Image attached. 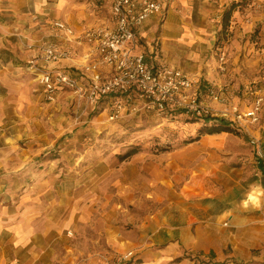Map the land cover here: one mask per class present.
Listing matches in <instances>:
<instances>
[{
  "label": "rangeland",
  "instance_id": "1",
  "mask_svg": "<svg viewBox=\"0 0 264 264\" xmlns=\"http://www.w3.org/2000/svg\"><path fill=\"white\" fill-rule=\"evenodd\" d=\"M58 1L46 0L42 8L29 11L38 23L36 29L29 24V30L16 35L20 49L30 54L21 62L29 74V98L19 106L17 116L18 131L29 133L26 141L18 136L17 145L29 143V161L17 171L26 179L7 185L17 194L29 188L33 204L29 264H135L136 252L123 249L124 245L136 241L144 224L170 211L177 201L190 203L191 194L206 198L215 209L258 210L264 204V189L255 207L245 199L255 185L264 188L260 171L264 108L256 125L240 123L229 113L225 116L224 109L234 105L244 109L249 102L243 98L244 88L264 76V46L243 47L245 36L252 39L263 29L264 1L199 0L191 17V0L188 7H173L174 0H166V8L150 25L151 36L138 39L137 46L142 44L140 51L151 64L179 69L194 80L198 106L228 125L227 131L215 134L206 131L217 122H204L198 118L203 115L180 98H172L163 109L153 105L152 98H137L131 91L135 98L110 94L92 103L64 90L48 100L29 61L40 56L44 43L64 46L69 59L63 62L73 66L66 69L77 72L88 86L82 73L87 57L82 56L80 63L73 45L89 43L84 36L91 30L77 33L65 21H80V28L94 24L102 28L110 20L113 0H64L59 7ZM231 5L235 7L224 28V13ZM170 11L177 15L174 21L180 22L183 33L176 52L172 40L162 36ZM55 22L64 23L72 34L57 30ZM191 33L205 41L198 39L191 46ZM237 36L232 54L224 47ZM199 44L200 50L195 47ZM191 56L216 79L191 74ZM209 90L220 98L213 99ZM131 149L137 153L122 160ZM3 200L10 205L8 197ZM230 251L229 245L226 253ZM252 251L261 254L260 248Z\"/></svg>",
  "mask_w": 264,
  "mask_h": 264
},
{
  "label": "crops",
  "instance_id": "2",
  "mask_svg": "<svg viewBox=\"0 0 264 264\" xmlns=\"http://www.w3.org/2000/svg\"><path fill=\"white\" fill-rule=\"evenodd\" d=\"M44 1L46 2V0H0V198L8 197V201H11L10 205L5 204L6 200L0 201V264H29V231H32L29 211L33 206L29 203V188L17 194L7 184L26 179L27 176L17 171L27 166L29 161V143H25V147L20 148L17 145L18 136L23 141L29 140L28 132L18 131L17 116L19 106L29 98V74L25 73L21 62L27 60L30 54L20 49L16 35L25 29L29 30V24L34 26L33 30L36 29L38 23L32 20L29 11L37 7L42 8ZM197 1L199 0H191V17L196 14L194 5ZM189 2L190 0H174L173 7L184 5L188 7ZM112 3L110 20L103 27L112 24ZM57 4L58 7L63 5L64 0H59ZM176 16L170 11L162 25V36L172 40L171 45L173 49L175 47V52L180 50L179 40H183L180 22L174 21ZM156 18L154 16L146 20L139 29L137 37L139 36L140 41L151 36L153 29L150 25ZM65 22L77 33L99 28L95 24L80 28L78 25L80 21L73 19ZM237 22H234V25ZM236 31H239V28L236 27ZM196 37V34L191 33V46L198 44V39L205 41L204 36ZM238 37H231L224 49L233 54L236 48L234 42H238ZM251 37L245 36L243 47L249 44L248 48L251 50L254 48V43H259L262 49L264 26L253 36L254 39H250ZM256 40L258 42H255ZM73 46L80 63L82 56H86L85 60L89 62L96 59L91 43L77 42ZM200 46L199 44L195 47L200 50ZM141 47L142 44L136 46L135 50L140 51ZM192 57L191 74L202 75L208 81L216 79L213 71L203 64L200 65L197 59L192 60ZM57 65L68 69L73 67L72 64L65 62ZM75 67L80 68L78 65ZM99 72L106 76L110 74V69L101 66ZM33 81L35 82V79ZM262 141L264 146V137ZM261 164L263 166L260 171L264 175V161ZM254 188L264 189L262 184L255 185ZM205 199L191 194L190 203L177 201L170 211L162 216L156 215L144 224L143 229L141 228L143 231L135 239L136 241L124 245L123 249H132L136 252L135 264H210L224 262L227 257L234 258L238 262L254 261L257 264H264V204L261 207L258 205L260 207L258 210L249 209L244 212L243 208L215 209ZM188 204L190 205L187 206ZM243 207L246 206L243 204ZM225 221L226 227L223 224L226 223ZM229 245L231 251L226 253ZM257 248L261 249V254L255 255L252 250Z\"/></svg>",
  "mask_w": 264,
  "mask_h": 264
},
{
  "label": "built area",
  "instance_id": "3",
  "mask_svg": "<svg viewBox=\"0 0 264 264\" xmlns=\"http://www.w3.org/2000/svg\"><path fill=\"white\" fill-rule=\"evenodd\" d=\"M165 1L113 0L112 24L85 32L84 37L92 44L93 53L96 54L93 62L87 61L82 66L88 86L81 82L77 72L57 65L69 59L67 48L44 43L40 56L29 61V69L36 74L46 98L51 101L64 90H70L93 103L110 94L127 93L125 98H152V104L160 109L172 98H180L193 112L206 115V110L196 103L197 87L192 78L179 69L163 64L154 66L143 52L135 50L139 29L146 20L163 11ZM54 27L66 36L72 34V30L64 23L55 22ZM101 66H107L110 74H100ZM192 91L195 93L193 97ZM209 92L213 99L220 98L213 90ZM243 98L249 101L244 104V109L234 105L225 108L224 115L229 113L240 123L258 124L264 108V76L244 88Z\"/></svg>",
  "mask_w": 264,
  "mask_h": 264
},
{
  "label": "trees",
  "instance_id": "4",
  "mask_svg": "<svg viewBox=\"0 0 264 264\" xmlns=\"http://www.w3.org/2000/svg\"><path fill=\"white\" fill-rule=\"evenodd\" d=\"M235 6L231 5L230 8L228 10L225 11L224 13V18H225V25L224 28L227 27V21L228 18L233 10ZM198 118L202 119L204 122H217V125L215 127L210 128L209 130L206 131L207 134H215V133H220L223 131H227L228 125L227 123L223 120V119H214V118H210L209 116H198ZM137 153L136 149H131L128 152H126L125 154H123L121 156V159L124 160L128 157H130L131 155H134ZM213 257V256H212ZM242 264L241 262L236 261L235 259L231 258L230 260H226L224 262L221 263H210V264Z\"/></svg>",
  "mask_w": 264,
  "mask_h": 264
},
{
  "label": "bare ground",
  "instance_id": "5",
  "mask_svg": "<svg viewBox=\"0 0 264 264\" xmlns=\"http://www.w3.org/2000/svg\"><path fill=\"white\" fill-rule=\"evenodd\" d=\"M261 191L254 188L253 191L247 193V198L245 199V202L247 204H253L256 205L260 201Z\"/></svg>",
  "mask_w": 264,
  "mask_h": 264
}]
</instances>
